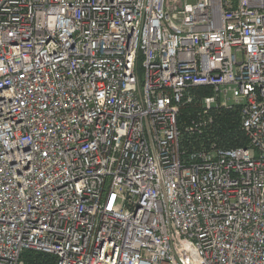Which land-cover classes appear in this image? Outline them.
I'll return each instance as SVG.
<instances>
[{
  "label": "built area",
  "instance_id": "built-area-1",
  "mask_svg": "<svg viewBox=\"0 0 264 264\" xmlns=\"http://www.w3.org/2000/svg\"><path fill=\"white\" fill-rule=\"evenodd\" d=\"M222 111L246 145H195ZM26 250L264 264V0H0V264Z\"/></svg>",
  "mask_w": 264,
  "mask_h": 264
},
{
  "label": "trees",
  "instance_id": "trees-1",
  "mask_svg": "<svg viewBox=\"0 0 264 264\" xmlns=\"http://www.w3.org/2000/svg\"><path fill=\"white\" fill-rule=\"evenodd\" d=\"M197 107L198 102L182 107L181 120L190 118ZM210 141H216L219 146L227 148L246 145V138L240 129V119L236 111L219 112L208 132L194 140V143L207 145ZM21 261L23 264H55V257L51 254L26 250L21 255Z\"/></svg>",
  "mask_w": 264,
  "mask_h": 264
},
{
  "label": "rangeland",
  "instance_id": "rangeland-1",
  "mask_svg": "<svg viewBox=\"0 0 264 264\" xmlns=\"http://www.w3.org/2000/svg\"><path fill=\"white\" fill-rule=\"evenodd\" d=\"M209 129H210V128L206 129V132H208Z\"/></svg>",
  "mask_w": 264,
  "mask_h": 264
}]
</instances>
